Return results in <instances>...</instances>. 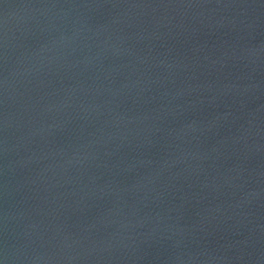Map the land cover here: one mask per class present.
<instances>
[{
	"label": "water",
	"instance_id": "1",
	"mask_svg": "<svg viewBox=\"0 0 264 264\" xmlns=\"http://www.w3.org/2000/svg\"><path fill=\"white\" fill-rule=\"evenodd\" d=\"M5 264H264V0H0Z\"/></svg>",
	"mask_w": 264,
	"mask_h": 264
},
{
	"label": "snow or ice",
	"instance_id": "2",
	"mask_svg": "<svg viewBox=\"0 0 264 264\" xmlns=\"http://www.w3.org/2000/svg\"><path fill=\"white\" fill-rule=\"evenodd\" d=\"M0 264H3V260L2 259H0Z\"/></svg>",
	"mask_w": 264,
	"mask_h": 264
},
{
	"label": "clouds",
	"instance_id": "3",
	"mask_svg": "<svg viewBox=\"0 0 264 264\" xmlns=\"http://www.w3.org/2000/svg\"><path fill=\"white\" fill-rule=\"evenodd\" d=\"M3 264H5V261L3 260Z\"/></svg>",
	"mask_w": 264,
	"mask_h": 264
}]
</instances>
